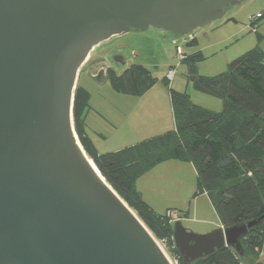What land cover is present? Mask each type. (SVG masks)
<instances>
[{
  "label": "water",
  "instance_id": "water-1",
  "mask_svg": "<svg viewBox=\"0 0 264 264\" xmlns=\"http://www.w3.org/2000/svg\"><path fill=\"white\" fill-rule=\"evenodd\" d=\"M233 1L0 0V264H172L85 155L77 78L112 38L147 27L190 35ZM263 220L204 235L177 220L174 247L184 264L224 248L243 255L241 239Z\"/></svg>",
  "mask_w": 264,
  "mask_h": 264
},
{
  "label": "trees",
  "instance_id": "trees-1",
  "mask_svg": "<svg viewBox=\"0 0 264 264\" xmlns=\"http://www.w3.org/2000/svg\"><path fill=\"white\" fill-rule=\"evenodd\" d=\"M257 15L250 19L252 31L256 30V22L264 19V10ZM257 38L260 42L262 36L257 34ZM186 45L196 46V39H187ZM203 60L201 52L196 51L184 54L181 63L190 67L193 88L219 99L222 111L216 113L196 106L185 92L169 89L173 129L119 152H97L85 126L90 95L78 85L74 94L73 124L81 147L174 264L184 262L174 247L173 224L167 215L156 214L135 187L137 179L154 166L168 160L192 162L197 178L193 198L205 194L223 228L264 217V51L257 45L214 77L192 72L191 67ZM102 79L115 92L135 97L143 96L157 82L140 65H132L121 74L108 68L98 78ZM263 241L264 220L241 239L243 255L256 257ZM243 255L224 248L189 264H242Z\"/></svg>",
  "mask_w": 264,
  "mask_h": 264
},
{
  "label": "rangeland",
  "instance_id": "rangeland-1",
  "mask_svg": "<svg viewBox=\"0 0 264 264\" xmlns=\"http://www.w3.org/2000/svg\"><path fill=\"white\" fill-rule=\"evenodd\" d=\"M263 10L264 0H235L225 9L220 18L194 29L190 35H179L147 27L125 32L120 37L112 38L97 46L81 67L77 78V85L90 95L85 126L97 152L99 154L119 152L147 139L143 133L140 132V137V133L134 134V132L150 121L144 116L140 119L134 117L140 98L117 93L107 80H97L95 76L100 71L104 74L106 69L110 68L116 74H121L132 65H140L157 80L153 91L155 93L158 91L164 96L168 107L169 89H173L177 92H185L194 105L219 113L222 111V102L219 99L202 94L193 88L190 67L178 60L177 47L183 54L201 52L204 60L197 63L195 67H191L195 75L217 76L227 70L230 62L257 45L264 51V19L256 22L255 31L250 28L251 17ZM257 34L262 36L260 42ZM188 36L196 39V46L186 45ZM117 59H121L122 62L115 63ZM168 72L174 74L171 82L166 80ZM169 110L170 108H168L166 121L169 127L173 128L172 112ZM97 134H101L102 137ZM176 165L178 168L173 169ZM175 171L177 176H168L172 181L162 184L161 180L157 179L159 174ZM146 173L144 183L141 182L144 192L142 199L147 205L153 204V207L149 206L156 214L166 216L169 211H174L181 225L196 235L208 234L218 229L217 227L208 233H198L202 230L198 228L200 221L209 220L215 222L217 226L220 222L212 202L205 194L193 198L196 193L197 178L192 162L168 160L154 166ZM152 186H155L157 191L161 190L162 194L153 195ZM172 194L174 196L167 199V196ZM193 209L196 213H193ZM155 241L174 264L162 244L156 239ZM241 263L264 264V241L256 257L243 255Z\"/></svg>",
  "mask_w": 264,
  "mask_h": 264
},
{
  "label": "crops",
  "instance_id": "crops-1",
  "mask_svg": "<svg viewBox=\"0 0 264 264\" xmlns=\"http://www.w3.org/2000/svg\"><path fill=\"white\" fill-rule=\"evenodd\" d=\"M154 86L148 91L146 92L143 96L139 97V102H138V109L136 110V112L134 113V117L137 119L142 118L143 116L146 117L147 119H150L149 123L147 124H143L141 125V127H139L138 129L135 130L134 134H139L140 132L143 133L145 138H150L153 136H157L160 134H163L167 131H171L173 128L169 127V124L166 121V116L168 114V108H170L169 111H171V106L169 103V107H168V103L166 101V99H164L162 96V94H160L158 91L155 93L153 91ZM170 102V101H169ZM88 115L86 117V121H87ZM143 121V120H142ZM113 125V124H111ZM174 127V126H173ZM142 130V131H141ZM147 132V134H145ZM141 133H140V137H141ZM98 136H101V134H97ZM92 140V139H91ZM93 142V141H92ZM178 168L177 165L175 167H173V169ZM147 174V173H145ZM143 174L141 177H139L135 183V187L136 190L141 194V196H143L144 192H143V183H144V175ZM177 176L176 171L174 173H169L165 172L162 173L161 175L159 174L157 176L158 180H161L160 182L163 183H167L169 180L172 181L171 179H169L168 176ZM156 179V178H155ZM143 181V183H141ZM159 182V184H160ZM151 192L153 193V195L155 194H162V191L158 189H156L155 186L151 187ZM174 196V194L172 195H168L167 199H171L170 197ZM144 197V196H143ZM151 207H153V204H149ZM193 213H196V210L193 209ZM201 223L198 225L199 229H202L201 232H198L200 234H204V233H208L209 231H211V229L217 228L218 229L221 227V225L217 226V224H215V222L209 221V220H204V221H200Z\"/></svg>",
  "mask_w": 264,
  "mask_h": 264
},
{
  "label": "built area",
  "instance_id": "built-area-1",
  "mask_svg": "<svg viewBox=\"0 0 264 264\" xmlns=\"http://www.w3.org/2000/svg\"><path fill=\"white\" fill-rule=\"evenodd\" d=\"M257 17H259V15H257ZM177 55H178V60L181 62L184 59V54L179 47H177ZM173 76H174L173 72H168V74L166 75L167 77L166 80L171 82L173 79ZM167 216L169 217L172 224L178 220V216L174 212H168Z\"/></svg>",
  "mask_w": 264,
  "mask_h": 264
},
{
  "label": "bare ground",
  "instance_id": "bare-ground-1",
  "mask_svg": "<svg viewBox=\"0 0 264 264\" xmlns=\"http://www.w3.org/2000/svg\"><path fill=\"white\" fill-rule=\"evenodd\" d=\"M85 155H86V153H85ZM87 156V155H86ZM87 158H88V156H87ZM89 159V158H88ZM89 161H91L90 159H89ZM92 163V162H91Z\"/></svg>",
  "mask_w": 264,
  "mask_h": 264
},
{
  "label": "flooded vegetation",
  "instance_id": "flooded-vegetation-1",
  "mask_svg": "<svg viewBox=\"0 0 264 264\" xmlns=\"http://www.w3.org/2000/svg\"><path fill=\"white\" fill-rule=\"evenodd\" d=\"M96 77V76H95Z\"/></svg>",
  "mask_w": 264,
  "mask_h": 264
}]
</instances>
